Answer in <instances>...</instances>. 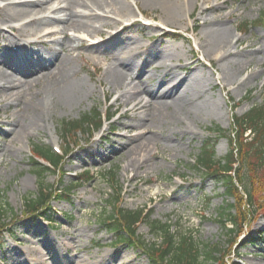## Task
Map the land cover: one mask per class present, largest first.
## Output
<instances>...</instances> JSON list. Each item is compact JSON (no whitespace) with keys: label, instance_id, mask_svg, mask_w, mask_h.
I'll list each match as a JSON object with an SVG mask.
<instances>
[{"label":"rangeland","instance_id":"1","mask_svg":"<svg viewBox=\"0 0 264 264\" xmlns=\"http://www.w3.org/2000/svg\"><path fill=\"white\" fill-rule=\"evenodd\" d=\"M123 1L132 15L125 19L110 15L108 19L119 24L100 35L76 40L74 36L80 34H62L61 26L50 36L38 34L41 39L28 48L30 56L22 58L20 79L33 82L45 74L42 66L57 56L74 70L73 79L82 82L83 92L71 104L49 102L45 123L40 122L38 130L27 132L15 144L9 131L18 108H7L0 93V202L16 215L6 222L9 231L0 237V264H36L28 254L32 248L39 252L35 259H47L48 264L51 258L59 264H150L141 249L119 246V238L104 225L119 190V206L128 211H151L150 221L169 225L177 238L190 236L201 249H221L229 254L228 264H264V216L247 219L242 236L229 249L230 236L221 225V215L232 200H227L222 185L195 169L204 142L214 138L211 128L229 130L233 116L241 117L263 103L264 25L257 21L264 15V0H190L175 23H166L161 5ZM179 1L173 2L182 9ZM205 20L219 22L205 28ZM247 23L250 28L244 27ZM20 24L0 23V56L9 48L7 40H15L11 35H18L10 27L16 29ZM217 29L228 31L231 37L226 48L210 53L213 39L208 35ZM114 37L115 43L111 41ZM127 59L133 67L126 80L111 85L107 71L124 70ZM3 72L8 79L16 75L6 67ZM179 83L176 94L183 103L170 104L145 122L140 117L150 98L129 102L120 98L130 84L162 94ZM94 112L104 117L114 114V118L99 132L90 129L64 136L63 122H75ZM213 143L216 157H226L228 141ZM36 146L56 153L59 149V156H66L60 169L47 177V185L67 191L79 183L52 203L56 222L52 229L22 213L24 199L39 188V177L30 163ZM139 154L145 155L144 164L128 168ZM85 172L92 180L82 183ZM263 190L259 198H264ZM148 226L140 225L138 235L151 244L156 238ZM74 238V249L58 246ZM50 242H57L56 248L44 249Z\"/></svg>","mask_w":264,"mask_h":264},{"label":"trees","instance_id":"2","mask_svg":"<svg viewBox=\"0 0 264 264\" xmlns=\"http://www.w3.org/2000/svg\"><path fill=\"white\" fill-rule=\"evenodd\" d=\"M259 21L264 25V15L257 22ZM244 25L245 28H250V24ZM113 118L114 114L106 118L98 112L85 114L78 121L63 122L61 131L68 137L90 129L99 132L105 126V120L110 122ZM209 132L214 138L204 142L195 169L222 185L227 200H232V204L221 215V225L230 236L229 249H232L242 236L247 219L250 220L257 214L264 216V198L258 197L261 194L259 191L264 188V99L262 104L254 105L243 116H233L229 130L213 127ZM220 139H226L229 144V152L222 159L216 157V143H213ZM35 149L30 163L39 177V188L35 195L24 199L22 213L34 221L47 220L56 224L52 203L63 199V195L67 196L79 183L67 191L47 185V177L60 169L66 156L61 157L46 147L36 146ZM82 177L85 180L82 183L92 180L89 172H85L80 177L81 180ZM121 193V190L117 191L113 211L103 220L110 233L119 238V246L128 245L141 249L150 264H228L225 260L229 254H224L215 247L203 246L201 249L190 236L177 238L169 225L150 221L151 211H128L119 206ZM15 217L8 204L0 202V237L3 232L9 231L10 226L6 222ZM145 223L149 224L148 227L156 238L151 244H147L138 235L140 225ZM231 264L239 262L232 261Z\"/></svg>","mask_w":264,"mask_h":264},{"label":"bare ground","instance_id":"3","mask_svg":"<svg viewBox=\"0 0 264 264\" xmlns=\"http://www.w3.org/2000/svg\"><path fill=\"white\" fill-rule=\"evenodd\" d=\"M54 1L1 0V3H5V5L3 7L0 6V23L3 25L21 23L16 29L10 27V31L12 33L16 32L18 35H11V37H15V40H7L5 45H8L9 48H6L4 54L0 56V93L5 98L3 102L7 108L10 106H16L18 108L16 114L13 115L12 129L9 131L12 144L17 143L18 139L26 135L27 132L33 129L38 130L40 122L42 124L45 123L46 114L50 108L48 106L49 102L52 105L71 104L83 92L82 82H77L73 79L75 74L74 70L68 68L57 56L51 64L42 66L41 70L45 74L33 80V82H25V80L20 79L22 58L30 56L26 44L21 41H24V38L39 41L41 39L38 36L39 33H45V35L50 36L55 32L53 29L58 26L62 27V34L73 32L80 34L79 36H74V39L85 40L87 36L89 38V35H100L104 29L112 25L117 26L119 21H110L108 19L110 15L122 19L129 18L132 15L130 6L123 0H64L63 2L57 3V5L53 3ZM134 1H144L145 3H154L163 6L166 14V23H175L178 19V13H180V10H185L190 0H180L182 9L173 2L179 0ZM138 12L139 16L143 17L142 13L140 11ZM205 12L206 9H203L202 13ZM218 22V20H205L203 25L205 28H210V26H214ZM209 33L208 36L213 39L210 53H216L220 47H227V42L231 37L228 31L217 29L215 31L211 30ZM111 41L115 43V37ZM38 55L39 53L34 54V56ZM131 56L130 53H127L128 59ZM128 59L123 63L124 70L107 71L108 74L106 76L111 85L118 86L120 82L126 80L128 72L133 67V63H129ZM3 67L14 69L16 75L8 79L3 72ZM184 69H187V67ZM44 79H46V82L36 88L39 82ZM180 86L181 83L176 84L168 91L159 94L156 90L140 88L137 85L133 86L130 84L120 98H122L123 102L141 99L142 96L150 98L143 106L146 109L144 115L140 117V120L145 122L151 119L152 113L156 116L161 112V109L169 108L170 104L180 106L181 102L183 103V99H181L178 93L176 94ZM145 161V155L139 154L138 158L128 164V168H140ZM75 239H72V242L69 244L59 242L58 246L74 249ZM33 244L35 243L33 242ZM56 244L57 242H50L43 248L52 250L56 248ZM65 250L68 251L67 249ZM38 253L35 248H32L28 254L36 264L42 261L48 264L49 260L47 259H35ZM105 258L106 256L101 257L98 263H101ZM50 260H52L50 262L51 264H59L55 258H51Z\"/></svg>","mask_w":264,"mask_h":264}]
</instances>
